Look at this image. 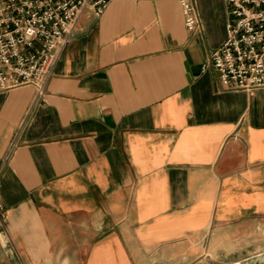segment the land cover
Masks as SVG:
<instances>
[{"label":"crops","instance_id":"crops-1","mask_svg":"<svg viewBox=\"0 0 264 264\" xmlns=\"http://www.w3.org/2000/svg\"><path fill=\"white\" fill-rule=\"evenodd\" d=\"M85 12L42 95L0 92V264H232L264 253V88L226 89L224 0Z\"/></svg>","mask_w":264,"mask_h":264},{"label":"built area","instance_id":"built-area-1","mask_svg":"<svg viewBox=\"0 0 264 264\" xmlns=\"http://www.w3.org/2000/svg\"><path fill=\"white\" fill-rule=\"evenodd\" d=\"M112 0H0V92L32 86L42 95L80 17L100 16ZM188 31L199 27L193 0H177ZM226 37L209 56L226 89L264 88V0H224ZM1 187V183H0ZM5 212L0 200V220Z\"/></svg>","mask_w":264,"mask_h":264},{"label":"water","instance_id":"water-1","mask_svg":"<svg viewBox=\"0 0 264 264\" xmlns=\"http://www.w3.org/2000/svg\"><path fill=\"white\" fill-rule=\"evenodd\" d=\"M232 264H264V253L257 254L244 262H235Z\"/></svg>","mask_w":264,"mask_h":264}]
</instances>
